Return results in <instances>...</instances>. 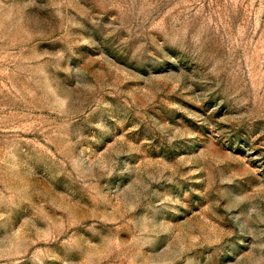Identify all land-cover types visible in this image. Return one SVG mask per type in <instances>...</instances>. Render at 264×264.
Instances as JSON below:
<instances>
[{
    "label": "rangeland",
    "instance_id": "374dc122",
    "mask_svg": "<svg viewBox=\"0 0 264 264\" xmlns=\"http://www.w3.org/2000/svg\"><path fill=\"white\" fill-rule=\"evenodd\" d=\"M0 264H264V0H0Z\"/></svg>",
    "mask_w": 264,
    "mask_h": 264
}]
</instances>
